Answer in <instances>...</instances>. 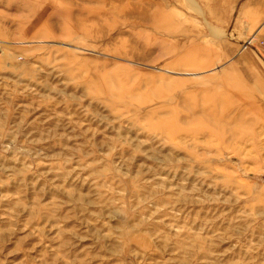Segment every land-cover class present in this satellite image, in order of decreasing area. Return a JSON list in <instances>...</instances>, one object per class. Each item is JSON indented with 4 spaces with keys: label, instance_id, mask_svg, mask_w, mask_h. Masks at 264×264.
<instances>
[{
    "label": "rangeland",
    "instance_id": "374dc122",
    "mask_svg": "<svg viewBox=\"0 0 264 264\" xmlns=\"http://www.w3.org/2000/svg\"><path fill=\"white\" fill-rule=\"evenodd\" d=\"M0 264H264V0H0Z\"/></svg>",
    "mask_w": 264,
    "mask_h": 264
}]
</instances>
